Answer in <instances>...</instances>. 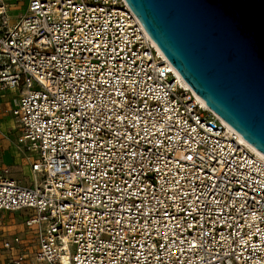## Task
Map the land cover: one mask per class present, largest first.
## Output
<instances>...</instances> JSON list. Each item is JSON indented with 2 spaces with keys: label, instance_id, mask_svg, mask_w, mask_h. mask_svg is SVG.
<instances>
[{
  "label": "built area",
  "instance_id": "obj_1",
  "mask_svg": "<svg viewBox=\"0 0 264 264\" xmlns=\"http://www.w3.org/2000/svg\"><path fill=\"white\" fill-rule=\"evenodd\" d=\"M0 0L1 264H264V157L202 105L124 0ZM1 98V97H0ZM66 258V260H64Z\"/></svg>",
  "mask_w": 264,
  "mask_h": 264
},
{
  "label": "water",
  "instance_id": "obj_2",
  "mask_svg": "<svg viewBox=\"0 0 264 264\" xmlns=\"http://www.w3.org/2000/svg\"><path fill=\"white\" fill-rule=\"evenodd\" d=\"M185 84L264 156V0H124Z\"/></svg>",
  "mask_w": 264,
  "mask_h": 264
},
{
  "label": "rangeland",
  "instance_id": "obj_3",
  "mask_svg": "<svg viewBox=\"0 0 264 264\" xmlns=\"http://www.w3.org/2000/svg\"><path fill=\"white\" fill-rule=\"evenodd\" d=\"M26 0H14L8 9V24L12 25L19 16L25 12ZM0 172L7 168L9 175L21 184L27 185L31 181V172L28 165L29 154L24 152L18 142V131L13 119L8 114L6 94L0 96ZM18 213L14 214V223H0L1 230L5 232L7 239H10L16 232L21 230V222L17 219ZM1 238V237H0ZM2 252L0 250V260Z\"/></svg>",
  "mask_w": 264,
  "mask_h": 264
},
{
  "label": "bare ground",
  "instance_id": "obj_4",
  "mask_svg": "<svg viewBox=\"0 0 264 264\" xmlns=\"http://www.w3.org/2000/svg\"><path fill=\"white\" fill-rule=\"evenodd\" d=\"M158 49V48H157ZM177 74V73H176ZM177 76H178V78L181 80V81H183L182 80V78L177 74ZM184 82V81H183ZM185 83V82H184ZM186 85V84H185ZM187 86V85H186ZM200 99V98H199ZM201 101V103H202V105L203 106H205L206 108H208V106L202 101V100H200ZM209 109V108H208ZM225 124V123H224ZM226 125V124H225ZM241 139H242V141L248 146V147H250L254 152H256L258 155H260V156H262V157H264L258 150H256L253 146H251L248 142H246L242 137H241ZM64 260H66V258L64 259Z\"/></svg>",
  "mask_w": 264,
  "mask_h": 264
},
{
  "label": "crops",
  "instance_id": "obj_5",
  "mask_svg": "<svg viewBox=\"0 0 264 264\" xmlns=\"http://www.w3.org/2000/svg\"><path fill=\"white\" fill-rule=\"evenodd\" d=\"M0 264H1V260H0Z\"/></svg>",
  "mask_w": 264,
  "mask_h": 264
}]
</instances>
